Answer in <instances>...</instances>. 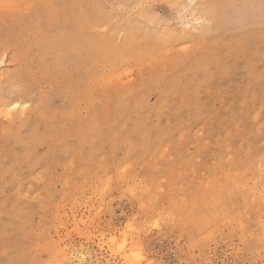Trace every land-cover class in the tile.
I'll list each match as a JSON object with an SVG mask.
<instances>
[{"label": "rangeland", "instance_id": "374dc122", "mask_svg": "<svg viewBox=\"0 0 264 264\" xmlns=\"http://www.w3.org/2000/svg\"><path fill=\"white\" fill-rule=\"evenodd\" d=\"M0 264H264V0H0Z\"/></svg>", "mask_w": 264, "mask_h": 264}]
</instances>
